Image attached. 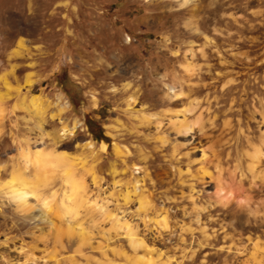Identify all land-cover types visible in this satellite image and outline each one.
I'll return each instance as SVG.
<instances>
[{
    "label": "rangeland",
    "instance_id": "rangeland-1",
    "mask_svg": "<svg viewBox=\"0 0 264 264\" xmlns=\"http://www.w3.org/2000/svg\"><path fill=\"white\" fill-rule=\"evenodd\" d=\"M0 94V185L55 147L101 205L60 220L1 186L0 264H264V0H0Z\"/></svg>",
    "mask_w": 264,
    "mask_h": 264
},
{
    "label": "bare ground",
    "instance_id": "bare-ground-1",
    "mask_svg": "<svg viewBox=\"0 0 264 264\" xmlns=\"http://www.w3.org/2000/svg\"><path fill=\"white\" fill-rule=\"evenodd\" d=\"M173 1H175L176 3H179L180 6H184L188 4L191 0H173ZM31 78L29 74L27 80L30 86L33 85L35 82V80ZM171 88L175 91L176 86L172 85ZM0 98L1 100L3 99V96L1 94H0ZM40 99H41V95L39 93H35L31 97V103L34 106V109L38 112H41L42 110V107L40 105L41 104ZM2 111L3 109L0 107V116L2 114ZM80 123L81 122L79 120H76L73 125L63 126L62 128L63 134L71 135L73 132H75L74 130ZM180 123H182V121ZM89 144H92V142L89 141ZM100 147L102 150H106L107 143L105 141H101ZM70 157L71 156H69L66 152L58 151L56 150L55 147H52L49 149L43 147V148H38L34 151L30 147L22 149L21 158L23 162V167H22L23 169L19 167H15L9 174L8 179L3 181L0 187L2 186L8 189L7 192L11 195L13 200L16 201L17 207L20 208L21 210H28V209L30 210V208L33 207V205H31L28 200L29 197L33 196L35 198L34 200H37L40 203L44 211V215L52 214V216H54L53 214H55V216L59 217L60 220H62L63 218H67V220H70L72 218L77 217V215L79 214L80 208L85 205L86 207H89L90 209H93V210L97 209V212H98L99 209H101V205L99 209L96 208L95 205L87 206V204L91 202L87 198L88 193H87V196L85 193L87 184H85V181L83 179L78 178L76 176V173L75 171H73V168H72L73 163L71 162ZM31 167H32V171L29 174V172L27 173V170H29ZM55 172L56 173L59 172L61 180L63 181L66 187L61 200L59 202H56V204H54L55 197L57 196L55 192L52 193V196L56 195L55 197H53L54 199H50L49 197H46V196L42 197L41 196L42 192L40 193V189L43 186H47L49 184L50 180L54 177ZM138 188H139L138 182H136V184H134L135 192L138 190ZM145 203L146 201H143L141 199L140 207L141 208L146 207ZM51 221L55 223L54 219H52ZM76 221L78 222V219ZM120 223L121 222L116 221L115 223H113L114 224L113 227L120 226ZM78 225L76 224L77 227ZM63 227H64L63 233L68 234V236L78 235L80 239V243L82 245L88 243L90 239L89 238L90 232L86 230L85 228H83L82 225H81L82 227L81 229H77V227L73 226L71 222H68ZM126 227H127V235L129 236L130 242L133 245L135 251L137 252L138 251L137 249L139 248V246H143V243L145 241H142L143 238L142 240H140L141 238L138 239L136 237L135 235L136 231L135 230H134L135 232L133 231L132 229L133 227L131 228L129 227V225H126L124 228ZM127 258H128L127 262L130 264H155L157 263V262L153 263V258L146 257V254L136 253L134 256L127 257Z\"/></svg>",
    "mask_w": 264,
    "mask_h": 264
},
{
    "label": "trees",
    "instance_id": "trees-1",
    "mask_svg": "<svg viewBox=\"0 0 264 264\" xmlns=\"http://www.w3.org/2000/svg\"><path fill=\"white\" fill-rule=\"evenodd\" d=\"M93 123H95V120L94 119L93 120L91 119V120H88L87 121V124L90 126V128H91V126H92ZM98 127H99L98 128L99 129V132L98 133L94 132V130L91 129V132L93 133L95 139L100 140V141L106 139V136L104 134L103 128L101 127L100 124H99Z\"/></svg>",
    "mask_w": 264,
    "mask_h": 264
}]
</instances>
